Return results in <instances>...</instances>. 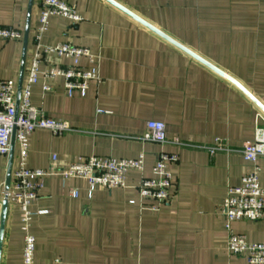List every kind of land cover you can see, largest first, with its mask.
Returning a JSON list of instances; mask_svg holds the SVG:
<instances>
[{
    "label": "crops",
    "instance_id": "obj_1",
    "mask_svg": "<svg viewBox=\"0 0 264 264\" xmlns=\"http://www.w3.org/2000/svg\"><path fill=\"white\" fill-rule=\"evenodd\" d=\"M43 0H0V27L23 33L22 41L0 40V81H27L36 49ZM83 22L53 16L42 46L72 44L99 58L101 81L87 95L69 98L64 80L33 87L32 104L75 130L30 137L28 167L49 169L52 158L68 168L80 157L136 159L145 155L146 178L162 152L178 155L170 165V199L159 212L142 205V173H128L126 188L98 189L89 183L45 181L33 206L31 233L35 264H249L229 254V231L220 208L229 187L255 169L240 153L264 128V114L236 87L165 42L103 0H65ZM207 59L244 85L264 104V0H116ZM29 31L27 49L25 36ZM71 65V61H64ZM80 65L89 68L82 60ZM165 123L171 140L190 147L143 143L147 123ZM233 152L211 155L216 140ZM15 148L13 172L19 166ZM10 156H0V229L3 189ZM264 189V159L259 161ZM12 172V174H13ZM71 190L79 192L71 198ZM135 202V204H131ZM19 207L8 208L1 264H23L24 236ZM232 230L264 244V221L240 220Z\"/></svg>",
    "mask_w": 264,
    "mask_h": 264
},
{
    "label": "built area",
    "instance_id": "obj_2",
    "mask_svg": "<svg viewBox=\"0 0 264 264\" xmlns=\"http://www.w3.org/2000/svg\"><path fill=\"white\" fill-rule=\"evenodd\" d=\"M53 16L68 19L78 25L83 22L75 5L65 0H43L41 3L40 25L35 35L36 49L32 58L27 81L22 89L18 103V87L14 81H0V156L9 157L12 149V138L15 133L16 147L20 151V162L12 174L10 189H3L2 200L10 206H17L21 212L24 236L23 264H35L36 239L31 233L34 218L33 206L40 198L45 181L51 177H61L64 181L82 179L89 183V198L92 199L98 189L112 191L126 188L127 175L132 171L142 173L138 192L144 206L147 201L154 202L148 209L159 212L170 199L172 178L170 165L178 161L177 154L162 152L158 155L153 172L154 178H146L145 155L136 159H117L100 157H80L66 169L57 166L58 157L52 158L49 169H31L28 167L30 137L38 130H46L55 136L74 133L69 122L49 117L42 109L31 102L33 87L43 81L45 93L53 92L50 82L56 79L64 80L66 95L73 98L76 95L85 97L93 82H100L99 58L90 49L72 44L57 46H42L41 39L48 30L49 20ZM23 33L13 28L0 27V40L22 41ZM85 60L89 68H83L80 63ZM64 61H71L65 65ZM143 143L156 144L163 147L190 145L168 138L165 123L150 121L147 131L140 139ZM211 155L229 153L222 140L217 139L213 147L207 149ZM240 153L245 161L255 165V169L242 179L238 187H229L226 199L220 211L226 220L229 231L228 252L237 257L247 259L249 264H264V244L248 242L243 235L232 230V223L240 220L253 222L264 221V189L259 180V161L264 159V128H257L255 140L247 143ZM71 198H78L79 192L71 190ZM135 204V202H131Z\"/></svg>",
    "mask_w": 264,
    "mask_h": 264
},
{
    "label": "water",
    "instance_id": "obj_3",
    "mask_svg": "<svg viewBox=\"0 0 264 264\" xmlns=\"http://www.w3.org/2000/svg\"><path fill=\"white\" fill-rule=\"evenodd\" d=\"M113 8L117 9L127 17L134 20L136 23L140 24L165 42L169 43L182 53L186 54L188 57L196 61L197 63L201 64L205 68L209 69L211 72L215 73L225 81L232 84L234 87H236L241 93H243L263 114H264V104L257 98L255 95H253L244 85H242L237 79L232 77L230 74L226 73L207 59L203 58L199 54H197L195 51L191 50L187 46L183 45L167 33H165L160 28L156 27L152 23L148 22L129 8L125 7L121 3H119L116 0H103ZM33 3V0H31V5ZM28 36L29 31L27 30L26 36H25V51L27 49V43H28ZM23 89V82L20 81L19 88H18V103L21 97ZM16 143H15V133L13 134L12 138V149L10 153V164H9V171H8V178L6 182V190L10 189L11 180H12V172H13V159H14V153H15ZM8 208L9 203L7 200L3 202V213H2V221H1V229H0V264H1V256H2V248H3V241H4V235H5V227H6V221H7V214H8Z\"/></svg>",
    "mask_w": 264,
    "mask_h": 264
}]
</instances>
